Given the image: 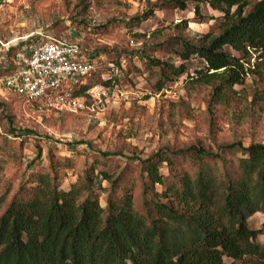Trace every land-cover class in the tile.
Masks as SVG:
<instances>
[{"label":"rangeland","instance_id":"374dc122","mask_svg":"<svg viewBox=\"0 0 264 264\" xmlns=\"http://www.w3.org/2000/svg\"><path fill=\"white\" fill-rule=\"evenodd\" d=\"M259 1L247 0L245 12ZM150 6L147 0H0V214L32 173L50 171L51 162L62 188L91 170L103 206L112 191L121 194L124 186H133L136 205L143 208L149 194L143 193L146 177L138 158L201 142L230 164L242 153L225 145L264 143V55L254 52L245 59L246 74L233 102L211 106L212 86L198 74L204 60L191 58L187 72L164 81L160 68L141 55L179 64L177 38L199 44L206 34L218 35L224 12L202 3L198 16L196 1L189 0L184 10L158 8L135 25L133 19ZM39 31L78 41L99 60L91 79L95 91L63 110L26 101L2 82L13 58L7 44ZM177 160L180 168L191 165ZM162 170L169 181L168 167ZM102 171L111 178L104 179ZM263 223V212L249 218L252 228ZM259 241L264 243V234ZM237 264L258 263L246 257Z\"/></svg>","mask_w":264,"mask_h":264},{"label":"trees","instance_id":"16d2710c","mask_svg":"<svg viewBox=\"0 0 264 264\" xmlns=\"http://www.w3.org/2000/svg\"><path fill=\"white\" fill-rule=\"evenodd\" d=\"M147 1L151 6L133 19L135 25L158 8L184 10L189 2ZM195 1L198 16L202 3L224 12L221 33L206 34L199 44L179 36V64L149 54L141 58L159 67L164 81L187 72L191 58H201L206 66L198 74L212 86L211 106L228 105L236 99V85L244 81L245 59L254 52L264 55V0L248 13L247 0ZM8 50L14 56L16 47ZM88 55L95 69L75 88V98L88 96L95 86L91 79L99 60ZM13 68L12 58L6 74ZM237 147L242 155L230 164L201 142L138 158L146 177L143 193L149 194L143 208L136 205L133 186H124L121 194L112 191L103 206L91 170L64 189L51 162L50 171L32 173L0 214V264H237L246 257L264 264V243L259 241L264 223L261 228L249 224L253 214L264 213V143L225 145L228 150ZM179 156L190 167H178ZM100 173L111 178L106 171ZM114 181L117 185L119 179ZM156 185L164 189L159 192Z\"/></svg>","mask_w":264,"mask_h":264},{"label":"built area","instance_id":"2783aa9c","mask_svg":"<svg viewBox=\"0 0 264 264\" xmlns=\"http://www.w3.org/2000/svg\"><path fill=\"white\" fill-rule=\"evenodd\" d=\"M7 45L15 46L16 51L14 68L2 80L5 87L26 101L49 109L63 110L69 102L81 99L72 93L87 82L95 62L78 41L39 31Z\"/></svg>","mask_w":264,"mask_h":264}]
</instances>
